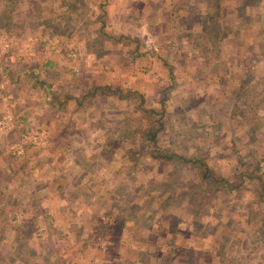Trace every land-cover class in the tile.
Listing matches in <instances>:
<instances>
[{"label": "rangeland", "instance_id": "rangeland-1", "mask_svg": "<svg viewBox=\"0 0 264 264\" xmlns=\"http://www.w3.org/2000/svg\"><path fill=\"white\" fill-rule=\"evenodd\" d=\"M0 264H264V0H0Z\"/></svg>", "mask_w": 264, "mask_h": 264}, {"label": "trees", "instance_id": "trees-1", "mask_svg": "<svg viewBox=\"0 0 264 264\" xmlns=\"http://www.w3.org/2000/svg\"><path fill=\"white\" fill-rule=\"evenodd\" d=\"M146 114L147 119H149V123L151 125L150 129L141 130L140 132V142L141 147L145 152H148L152 158H156L158 160H162L166 163H172L173 166H181L187 167L189 169H193L194 172L199 173L200 182H206V184H216L221 186L219 183L220 180L223 181V186L227 185L226 179L217 176L213 173V170L206 164V162L198 157H184L182 155H177L171 150L163 149L160 147V141L158 136L160 134V130L163 127V122L160 121L162 117V113L155 112L154 110H143ZM159 115V116H158ZM189 195V194H188ZM188 197L189 202H194V198L192 199V195L198 194H191Z\"/></svg>", "mask_w": 264, "mask_h": 264}]
</instances>
